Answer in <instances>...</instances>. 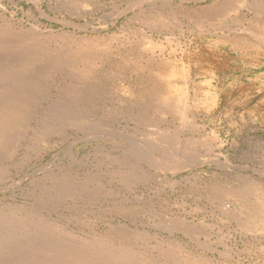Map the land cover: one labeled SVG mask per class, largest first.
Wrapping results in <instances>:
<instances>
[{
    "label": "rangeland",
    "instance_id": "rangeland-1",
    "mask_svg": "<svg viewBox=\"0 0 264 264\" xmlns=\"http://www.w3.org/2000/svg\"><path fill=\"white\" fill-rule=\"evenodd\" d=\"M263 40L264 0H0V264H264Z\"/></svg>",
    "mask_w": 264,
    "mask_h": 264
},
{
    "label": "bare ground",
    "instance_id": "bare-ground-1",
    "mask_svg": "<svg viewBox=\"0 0 264 264\" xmlns=\"http://www.w3.org/2000/svg\"><path fill=\"white\" fill-rule=\"evenodd\" d=\"M218 10V9H217ZM216 10V11H217ZM213 11H215V10H213ZM260 23V22H259ZM255 25V24H254ZM232 39V38H231ZM264 41V40H263ZM156 89V88H155ZM162 89V88H161ZM156 91H158V90H156ZM154 92V91H153ZM162 92V91H161ZM146 95H147V93H146ZM148 96V95H147ZM81 261V260H80ZM209 261H211V260H209ZM212 264V263H211Z\"/></svg>",
    "mask_w": 264,
    "mask_h": 264
}]
</instances>
